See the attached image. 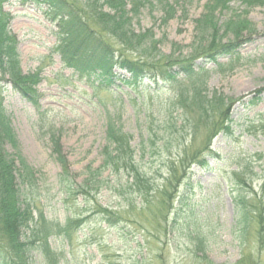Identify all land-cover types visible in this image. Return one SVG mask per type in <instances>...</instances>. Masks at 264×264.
<instances>
[{"label": "rangeland", "instance_id": "rangeland-1", "mask_svg": "<svg viewBox=\"0 0 264 264\" xmlns=\"http://www.w3.org/2000/svg\"><path fill=\"white\" fill-rule=\"evenodd\" d=\"M209 2L135 0L134 11L129 14L133 15V29L150 31L158 42L157 50L144 59L178 58L191 53L198 37L196 20ZM166 4L176 10L168 23L162 19ZM132 7L129 2L127 9ZM229 7L218 11L221 20L248 10L246 16L255 25V34L231 57L209 61L197 58L195 70L204 74L211 96L218 92L244 97L245 101L255 97L259 104L250 107L243 101L234 105L233 135L220 133L212 143L221 159L210 158L208 169L194 167L196 193L189 203L174 204L166 224L138 217L141 200L131 193L127 173L107 172L111 185L101 191L98 199L113 207L125 206V220L110 227L91 217L71 241L52 237L51 244L61 254V264H264V248L259 246L257 232L258 222L264 219V92L258 91L264 87V6L248 8L241 0H232ZM5 9L13 16L10 28L17 40L22 69L25 73L42 69L43 77L38 85L40 112L10 85L3 91V105L13 132L7 148L12 154L22 155L40 172V200L49 218L64 222L81 202L79 198L65 202L59 192L61 168L51 155V132L61 137L72 170L82 180L88 166L103 163L100 152L106 141L108 116L112 114L124 132L132 135L139 166L155 179L157 186L167 176L169 161L180 152L177 142L191 140L190 124L196 121L198 146L206 140V116L182 115L183 111L174 105L197 76L181 74L177 82L159 86L148 79L138 87L122 79L106 84L97 74H81L62 61L59 50L66 39L57 23L47 16L44 5L36 0H10ZM148 137L149 149L143 152L142 139ZM168 138L164 146L163 140ZM235 173L244 178L239 181ZM129 181L131 184L132 179ZM114 182L124 184V188ZM243 197L246 203L240 200ZM78 212L84 213L83 208ZM243 213L248 216L246 221H242ZM142 220L149 230L144 229ZM32 257L35 264H41L38 251H33Z\"/></svg>", "mask_w": 264, "mask_h": 264}, {"label": "trees", "instance_id": "trees-1", "mask_svg": "<svg viewBox=\"0 0 264 264\" xmlns=\"http://www.w3.org/2000/svg\"><path fill=\"white\" fill-rule=\"evenodd\" d=\"M9 1L0 0V264H35L33 251L40 254L41 264H61L62 257L52 247V237L71 241L74 233L91 217L110 227L125 220V206L113 207L102 204L98 199L101 191L111 185V180L105 176L107 172L109 175L127 173L131 193L141 200L138 217L151 218L158 225L168 223L174 204L177 202L183 206L196 193L198 185L193 177L194 167L208 169L210 158L221 159V155L212 148L213 140L220 133L233 135L232 109L237 102L245 101L244 97L234 98L218 92L211 96L202 78L204 74L195 70L197 58L209 61L231 57L251 40L256 28L246 16L248 10L221 20L218 11L230 9L232 0H210L205 12L196 20L198 37L192 44L191 53L178 58L167 56L148 61L144 58L149 52L151 55L157 50L158 42L150 31L136 32L133 29V15L129 14L134 11L135 0H36L46 7L47 16L57 23L65 36V45L59 50L62 61L81 74L95 73L106 84L122 79L134 87L145 79L159 86L177 82L181 74L197 76L192 80L190 89L181 92L174 105L183 111L182 115L206 116L205 124L209 129L206 140L199 147L195 142L196 121L190 124L191 140L184 138L182 143L177 142L180 152L167 164V176L159 186L139 166L132 135L124 132L112 114L108 116L106 141L100 152L103 163L98 167L88 166L82 180H79L80 174L72 170L61 137L51 132V155L61 168L59 192L65 202L81 200L77 202V210L61 222L49 218L41 203L40 172L22 155L12 154L7 148L13 132L3 105V91L10 85L40 112L42 105L38 85L43 79L42 69L27 73L22 69L17 40L10 28L13 16L5 9ZM241 1L248 8L264 6V0ZM129 2L133 6L131 10L127 9ZM162 11V19L166 23L176 15L173 5L166 4ZM258 91L264 92V87ZM259 101L254 97L243 104L249 103L253 107ZM148 141L150 137L142 139L143 152L149 149ZM167 142L169 138L163 140V145ZM235 176L239 181L244 178L240 173H235ZM114 183L124 188V184ZM240 200L246 203L244 197ZM80 208L84 213L78 212ZM180 211L175 214L176 223ZM247 218L243 213L242 221ZM142 223L144 229L149 230L150 226H145L143 220ZM258 226V243L260 248H264L263 218Z\"/></svg>", "mask_w": 264, "mask_h": 264}]
</instances>
